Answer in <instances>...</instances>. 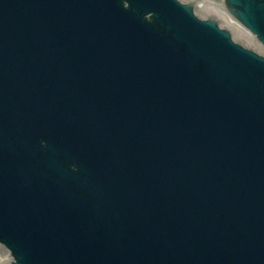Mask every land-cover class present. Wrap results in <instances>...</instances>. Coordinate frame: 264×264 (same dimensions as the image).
<instances>
[{
	"label": "water",
	"instance_id": "obj_1",
	"mask_svg": "<svg viewBox=\"0 0 264 264\" xmlns=\"http://www.w3.org/2000/svg\"><path fill=\"white\" fill-rule=\"evenodd\" d=\"M227 4L264 44V0ZM240 41L177 0H0L7 264H264V55Z\"/></svg>",
	"mask_w": 264,
	"mask_h": 264
}]
</instances>
